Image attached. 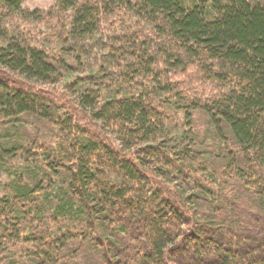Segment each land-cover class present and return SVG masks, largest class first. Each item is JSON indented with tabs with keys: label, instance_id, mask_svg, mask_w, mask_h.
<instances>
[{
	"label": "trees",
	"instance_id": "trees-1",
	"mask_svg": "<svg viewBox=\"0 0 264 264\" xmlns=\"http://www.w3.org/2000/svg\"><path fill=\"white\" fill-rule=\"evenodd\" d=\"M56 1L31 12L54 18L52 46L11 35L4 16L27 11L0 2V126L33 115L58 127L39 147L0 130V165L25 159L0 197V264H264V0ZM131 18L116 73L76 78L74 99L40 85L81 62L64 39ZM189 70L215 90L202 99L171 77ZM195 111L218 155L173 132L172 117Z\"/></svg>",
	"mask_w": 264,
	"mask_h": 264
},
{
	"label": "rangeland",
	"instance_id": "rangeland-1",
	"mask_svg": "<svg viewBox=\"0 0 264 264\" xmlns=\"http://www.w3.org/2000/svg\"><path fill=\"white\" fill-rule=\"evenodd\" d=\"M2 0H0L1 2ZM22 8L27 11V16L19 14L16 18L10 14H6L3 18L5 21V26L9 28V33L11 35L22 33L24 36L30 38V35L35 36V39H39L45 42L47 45L52 46L54 39V31L49 30L50 24H54V18H51L47 23L45 19L36 18L37 15L31 14L33 11H40L41 15H47L54 13L58 9L56 0H20ZM191 3L197 0H186ZM5 11V9H4ZM7 13V11H5ZM62 19L64 18L63 13L60 14ZM23 17V18H22ZM26 19V20H23ZM53 22V23H50ZM132 18L130 21H126L124 24L116 27H104L102 31H99L91 36L82 39H68L65 40V46L71 47L74 51L73 57L77 55L81 57V62L76 64L75 69L68 73L63 79L58 82L53 83H43L40 85L43 88L54 90L58 93H65L71 99H74L76 86H74V81L76 78H83L86 73L92 71V69H98L106 73L107 75L116 73L118 68L121 67L120 64L126 61L129 56V45L126 44V40L122 38V35L129 26L133 25ZM142 28L145 24L144 20L138 23ZM138 26V27H140ZM134 28L131 29L133 31ZM49 30V34L46 35L45 32ZM59 31V29H57ZM20 32V33H19ZM63 33V32H62ZM65 36V33H63ZM33 40V39H32ZM64 46V47H65ZM123 57V58H122ZM122 59V60H121ZM171 77L186 81L189 86L195 88V93L199 97L204 99L211 91L215 90L216 84L213 82H208L206 80L200 79L193 74V70H189L188 74H171ZM33 81H35L33 79ZM61 111V110H60ZM59 111V112H60ZM182 118V119H181ZM172 130L175 133L182 131L187 132V134L196 135V139L201 142L202 146L206 149H211L214 155H218L220 151L218 150L217 143L218 138L216 136V131L212 128L207 115L202 111H195L190 120H185L181 113H177L171 119ZM191 121V126L189 122ZM1 135L3 137L10 138L11 136H20V138H29L32 141L37 138L34 142L35 147H39L44 144V142L54 143L58 136V127L54 124H48L47 122L38 119L33 115H25L22 118L12 122L10 118H5L3 124L0 126ZM60 130V129H59ZM106 130H109L106 128ZM61 131V130H60ZM111 131V130H110ZM112 136L116 141L119 142V136L112 132ZM223 145V144H222ZM204 149V148H203ZM205 150V149H204ZM6 163L0 165V197L8 193L10 190L11 180L14 178V171L18 167L25 165V159L19 153L14 157H7L5 159ZM187 192L196 191L194 188L185 186ZM198 206L202 209L207 208L206 200H199ZM0 250L2 247L0 246ZM6 254L7 252H3ZM80 257H83L85 261H89L90 258L93 259L97 256L95 250L90 247H83L79 251ZM78 255V256H79Z\"/></svg>",
	"mask_w": 264,
	"mask_h": 264
}]
</instances>
